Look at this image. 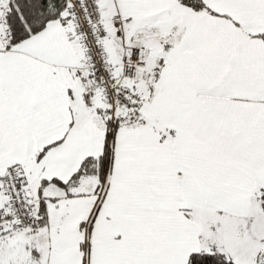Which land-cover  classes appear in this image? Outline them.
<instances>
[{
  "label": "snow or ice",
  "instance_id": "obj_1",
  "mask_svg": "<svg viewBox=\"0 0 264 264\" xmlns=\"http://www.w3.org/2000/svg\"><path fill=\"white\" fill-rule=\"evenodd\" d=\"M0 264H264V0H0Z\"/></svg>",
  "mask_w": 264,
  "mask_h": 264
}]
</instances>
